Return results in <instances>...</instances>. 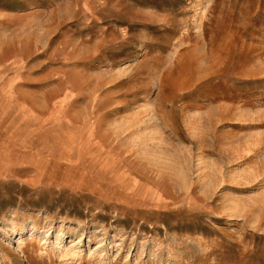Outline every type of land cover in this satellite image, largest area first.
<instances>
[{"label": "rangeland", "instance_id": "1", "mask_svg": "<svg viewBox=\"0 0 264 264\" xmlns=\"http://www.w3.org/2000/svg\"><path fill=\"white\" fill-rule=\"evenodd\" d=\"M0 264H264V0H0Z\"/></svg>", "mask_w": 264, "mask_h": 264}, {"label": "crops", "instance_id": "2", "mask_svg": "<svg viewBox=\"0 0 264 264\" xmlns=\"http://www.w3.org/2000/svg\"><path fill=\"white\" fill-rule=\"evenodd\" d=\"M7 79V78H6ZM5 79H3V80H1V81H4ZM10 88V87H9ZM1 92H3V91H1Z\"/></svg>", "mask_w": 264, "mask_h": 264}]
</instances>
